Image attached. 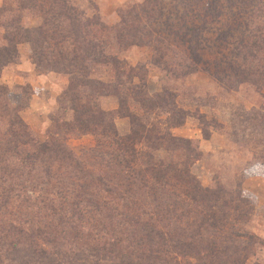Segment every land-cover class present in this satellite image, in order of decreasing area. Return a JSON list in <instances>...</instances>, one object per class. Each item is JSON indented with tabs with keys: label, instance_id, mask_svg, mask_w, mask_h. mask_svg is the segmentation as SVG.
I'll return each mask as SVG.
<instances>
[{
	"label": "rangeland",
	"instance_id": "374dc122",
	"mask_svg": "<svg viewBox=\"0 0 264 264\" xmlns=\"http://www.w3.org/2000/svg\"><path fill=\"white\" fill-rule=\"evenodd\" d=\"M16 1L3 0L0 7H15ZM68 1L81 13L80 18L99 19L105 26L104 31L97 32V37L107 41L105 51L108 56L125 61L128 66L138 67L133 69L138 77H132L131 72L127 78L123 74L118 76L110 64L106 67L98 64L90 75L92 78L116 84L118 76L124 86L144 82L147 95L152 99L157 94H174L175 105L185 110V116L183 124L172 128L170 132L181 138L192 139L194 143L190 144L189 157L184 155L183 148L177 147L171 151L170 159L178 168L185 167L187 174L192 175L202 187H214L215 181H218L232 195L239 190L244 191L243 197H247L249 203L245 222L240 226L244 232L252 235L254 243L249 245L243 264H264V119L260 118L264 114V85L248 80V73L254 69L264 71V49L259 48L261 39L264 40V0ZM15 14L18 12L15 11ZM136 14L140 21L134 20ZM41 21L40 15L35 14L24 18L22 25L32 30L39 27ZM143 23L145 30L149 27L154 30L152 36L157 38L154 47H158L159 52L148 44H117L116 33L120 31L122 35L130 26L142 27ZM11 30V27H0V46L6 43L4 34ZM255 42L258 47L254 46ZM21 44L28 45L29 59L34 65L31 60L32 44L19 43L17 52ZM160 52L165 53L163 62L157 61ZM14 63L2 67L0 85L4 86L6 101L11 107L16 109L24 105L25 108L31 89L27 85L10 87L11 83L5 81L6 72L3 73L6 66ZM15 71L11 70L6 75L16 74ZM46 72H55L64 80L58 109L49 116L47 128L42 133L37 132L18 112L30 130L29 138L33 137L38 142L49 140L51 132L52 137L59 138L55 134V125L72 116L68 109L70 103L64 96L68 76L53 70L40 73ZM11 90L20 91L22 99L19 104H14L8 98ZM98 104L114 117L115 128L120 136L130 133V121L128 116L122 115L124 111L146 116V120L153 122L163 121L166 116L172 115L166 108L146 111L137 105L132 106L131 101L129 111L123 110V103L119 110L115 95L100 96ZM163 126L160 124L159 128ZM13 129L21 130L16 126ZM22 129L26 132V128ZM95 143V136L90 133L69 136L66 145L77 156L81 171L66 161L53 162L49 167L52 168L51 173L46 175L43 172L46 167L44 163H35L30 168L15 155L0 153V264H17L5 259L4 255L12 258L17 254L30 253V244L37 249L35 256L40 254V249H45L50 255L55 251L60 252L61 256L56 257L69 260L76 258L79 264H94L96 260L99 264L110 262L111 253L106 250L96 254L95 248L103 247L106 243L108 247L113 231L120 228L129 232L133 225L115 215L112 210L95 211L93 205L87 202L88 199L108 201L110 195L101 191L97 196L87 188L84 192L74 188L78 182L94 184L100 175L102 178L108 176L109 171L102 160L95 164L87 156L84 157ZM152 155L153 159L166 161L169 157L164 148L154 150ZM90 172L93 174L90 175ZM176 177L174 181L178 180ZM171 187L176 193L172 198L177 200L182 186H174L172 182ZM146 190V187H142L138 195L144 202L139 209L140 216H149L152 219L148 220L155 225H163L167 221H157L156 201ZM164 196H167L166 199L158 200H169L171 195L167 192ZM239 196L242 197L241 194ZM74 202L80 204L76 209L71 207ZM157 209L161 213L160 217L170 218L169 223L173 227H183V222L177 220V210L171 212L161 206ZM70 221L74 228L70 227ZM79 234L84 236L80 237ZM5 237L15 243L16 249L3 244ZM117 259L113 257L112 261ZM189 259L179 258L177 264L194 262V259Z\"/></svg>",
	"mask_w": 264,
	"mask_h": 264
},
{
	"label": "trees",
	"instance_id": "16d2710c",
	"mask_svg": "<svg viewBox=\"0 0 264 264\" xmlns=\"http://www.w3.org/2000/svg\"><path fill=\"white\" fill-rule=\"evenodd\" d=\"M35 14L42 18L41 25L32 30L23 27L22 20ZM79 16L82 17L81 13L68 0H17L15 7H0V27L13 29L4 34L6 43L0 46V71L3 66L17 61L19 43H31V60L36 72L53 70L68 76L64 96L70 103L68 109L72 113L71 118H64L61 124L55 123V134L59 138L52 137L51 132L49 140L38 142L33 137L29 138L30 130L18 116L24 105L16 109L11 107L6 101L5 88L0 85V153L13 154L30 168L35 163H44L45 175L51 173L52 168L49 167L53 162L66 161L81 171L78 158L68 149L66 141L69 136L87 133L95 136V146L88 149L84 157L87 156L95 164L102 160L109 171L108 176L102 178L100 175L94 184L78 182L74 188L80 192L87 191V188L97 196L101 191L110 195L108 201L88 199L87 202L93 205L95 211L112 210L115 215L133 225L129 232L120 228L113 231L108 247L106 243L103 247L95 248L96 254L106 250L112 254L108 264H177L179 258L194 259L189 264H243L249 245L254 243L252 235L244 232L240 226L247 214L248 201L247 197H243L244 191L239 190L232 195L218 181H215L214 187H202L192 175L187 174L185 167H177L170 159L171 151L181 147L185 151L184 155H187L191 153L190 144L194 143L192 139L181 138L170 132L172 128L183 124L185 110L177 108L173 93L157 94L152 99L147 95L144 82L124 86L118 76L123 74L129 78L132 72V77H138L133 72L138 67L128 66L125 61L108 56L105 51L107 41L97 37V32L104 31L105 26L99 19H82ZM134 20L140 21L137 14ZM141 26H130L122 35L120 31L116 33L117 44H148L159 52L160 49L154 47V40L157 41L152 36L154 30L151 27L145 30L144 23ZM254 46L258 47L257 42ZM259 48L264 49L262 39ZM164 55L160 52L157 61L163 62ZM98 64H104L105 67L110 64L118 73L116 84L90 76ZM248 80L264 85V71L254 69L248 73ZM103 95L117 96L119 110L123 103V110L129 111L131 101L132 106L137 105L146 111L166 108L172 115L166 116L163 121L153 122L146 120V116L124 111L122 115L128 116L130 121V133L120 136L115 128L114 117L99 107L98 98ZM260 118L263 120L264 114ZM160 124L164 126L159 128ZM13 126L22 131H15ZM149 148L151 150L147 151ZM158 148L167 151V161L153 159L152 152ZM194 158H197V153ZM175 176L178 180L174 181ZM172 182L174 186H182L177 200L172 198L176 194L172 191ZM142 187H146V193L156 201L157 221H167L163 225H155L148 220L152 219L149 216H140L139 209L144 202L138 195ZM8 190L12 191L10 187ZM167 192L171 195L169 200H158L166 199L167 196H162ZM78 204L74 202L70 206L76 209L80 206ZM160 206L171 212L177 210V220L183 222V227L175 228L169 223L168 216L160 217L161 213L157 209ZM69 225L74 228L71 221ZM83 234L89 236L88 233ZM5 239V246L16 249L13 241L7 237ZM29 247L30 253L4 257L17 264H79L76 258L69 260L56 257L61 254L57 251L50 255L45 249H40V254L35 256L37 249L31 244ZM113 257L118 259L112 261ZM94 264H99L98 260Z\"/></svg>",
	"mask_w": 264,
	"mask_h": 264
},
{
	"label": "crops",
	"instance_id": "0c3cea01",
	"mask_svg": "<svg viewBox=\"0 0 264 264\" xmlns=\"http://www.w3.org/2000/svg\"><path fill=\"white\" fill-rule=\"evenodd\" d=\"M3 0H0V6ZM33 21V20H32ZM34 21L33 23H35ZM32 23V24H33ZM18 60L3 69L6 83L10 87L14 85H27L31 89L25 108L19 111L22 119L31 126L32 129L42 133L49 125V116L58 109V98L64 88V80L55 72L37 74L34 65L29 59V47L21 44L18 47ZM12 75H6L9 71H14ZM9 77V78H7ZM8 98L14 103L19 104L22 96L20 91H9Z\"/></svg>",
	"mask_w": 264,
	"mask_h": 264
}]
</instances>
